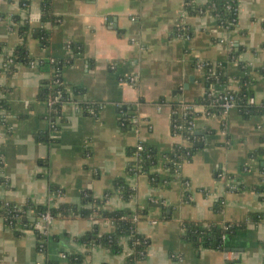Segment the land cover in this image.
I'll use <instances>...</instances> for the list:
<instances>
[{
    "label": "crops",
    "instance_id": "1",
    "mask_svg": "<svg viewBox=\"0 0 264 264\" xmlns=\"http://www.w3.org/2000/svg\"><path fill=\"white\" fill-rule=\"evenodd\" d=\"M40 4L0 0V97L12 123L11 131L0 123V201L44 205L54 184L63 190L60 202L78 205L84 191L102 197L125 178L136 191L134 200L128 204L113 194L106 205L150 207L137 225L150 239L147 255L134 264H264V156L255 155L264 148V115L245 120L232 109L219 117L199 105L194 143L172 133L174 103H196L206 92L197 61L223 63L232 77L242 74L245 63L255 102L264 101V0H240L233 30L211 15H183L185 0H52L58 20L47 25L46 46L32 35L25 41L13 22L21 15L39 25ZM181 25L191 38L175 35ZM23 43L35 64L18 63L7 77L5 55ZM52 58L65 62L61 76L70 89H85L81 99L103 104L90 115L77 101L65 103L54 132L48 105L37 99L42 80L53 74L44 66ZM237 86L234 80L228 88ZM120 105L133 107L130 129L118 123ZM39 133L54 140L40 141ZM140 142L160 155L156 184L148 174L127 173L128 150ZM176 144L194 145L195 151L172 176L164 156ZM219 200L223 208L216 211ZM28 218L34 219L32 212ZM186 220L245 223L246 229L228 237L225 248L197 251L183 237ZM94 223L81 215L56 217L41 251L33 229H13L0 218V264H67V255L85 253L79 238ZM121 244L119 253L93 246L83 264H127L132 249L126 237Z\"/></svg>",
    "mask_w": 264,
    "mask_h": 264
},
{
    "label": "trees",
    "instance_id": "2",
    "mask_svg": "<svg viewBox=\"0 0 264 264\" xmlns=\"http://www.w3.org/2000/svg\"><path fill=\"white\" fill-rule=\"evenodd\" d=\"M240 0H207L203 4H198L196 0H185V11L191 15H211L216 19L218 24L228 30L235 29L238 21ZM40 11V23L37 26H32L29 16L16 15L13 22L17 26V30L22 38L27 39L29 35L39 39L41 43L46 46L49 43V35L47 32L48 24H55L57 18L52 10V0H41ZM175 35L185 36L187 38L192 37V32L187 30L185 25H181L176 31ZM35 62L29 56L26 44L18 46L10 55H5V63L7 77L15 71L18 63L33 64ZM43 63V62H42ZM203 64L204 68V83L206 86V92L203 96L199 97L196 101L198 104L206 105L205 114L217 115L222 117V109L219 106L220 94L233 93L238 103L237 110L240 115L249 120L254 116L264 115V101L262 103H250V98L254 97L251 88V80L248 77V71L246 64L241 63L240 67L242 74L239 77H232L223 63H210L197 61L196 65ZM51 66L54 70H58V74H51L50 77L42 80L37 99L45 102L48 105V112L46 118L50 122V131L54 132L58 130L59 126L57 120L61 117L62 106L68 102L77 101L80 109L90 115H97L102 107L100 102H92L80 97L84 96L85 89L83 87L74 86L71 89L63 81L61 76V69L65 65L64 61H59L55 58L44 63V66ZM43 66V65H42ZM50 69V67H49ZM264 66L262 67L263 72ZM264 73V72H263ZM234 80L238 82L236 89L228 88ZM220 91L214 95H210L211 91ZM218 91V92H219ZM57 99V100H56ZM217 101V102H216ZM9 106L5 100L0 97V113H7ZM133 107L131 105H120L118 107V123L124 130L130 129L133 126L131 111ZM177 112V113H176ZM197 113L190 111L183 119L178 114L177 103L173 105V117L176 118L181 124H185L186 128L181 134L184 135L186 140H190L194 143L197 133L196 129H188L187 122L190 120L194 122ZM9 131H11L12 123L5 121ZM37 139L40 141H51L48 133H39ZM53 138V137H52ZM54 140V138H53ZM143 150L137 152L136 147L128 150L130 161L127 167V173L129 175L148 174L150 181L156 184L159 182L160 177L153 169L158 165L159 154L156 149L142 142ZM195 147L184 146L182 144H176L171 151L165 154V167H167L172 176H178L180 171L179 165H182L185 161L191 159ZM261 154L264 156V148L261 147L255 155ZM264 170V169H263ZM4 183V179L0 178V183ZM260 190H264V184L260 187ZM63 190L52 184L50 186V195ZM185 196L189 199L188 191H185ZM121 199L125 203H130L136 196L135 189L126 182L125 178H117L114 181L113 187L107 190L102 197H97L89 191H84L81 197L80 204L64 203L51 199L47 204L36 205L32 201H27L23 205H17L14 202L0 201V218H3L6 224L16 229L20 224L21 226H27L33 229L38 236V248L41 251H45L46 245V232L45 228L37 226V221L41 215L50 212L54 218L56 217H70L74 215H81L84 218H90L95 221L92 229L84 233L79 241L86 246L85 253L69 254L67 255V264H83L87 255L90 253V249L95 245H103L109 248L114 253L122 251L121 241L124 237L128 239L129 246L132 249V253L128 256L127 264H134L136 260L144 258L147 255L150 239L147 235L138 231V222L147 217L150 213V207H135L129 206L124 208H110L106 205L108 199L113 195ZM223 208L222 200L214 205V210L220 211ZM32 212L34 219L29 220V213ZM135 217L138 218L135 221ZM252 220L258 222L260 216L258 214L252 215ZM182 227L184 229V239L192 244L197 251L202 249H222L225 248L224 235L228 237L244 231L246 229L245 223H230L218 224L212 221L203 222L197 220H186L183 222ZM264 247V242L261 243Z\"/></svg>",
    "mask_w": 264,
    "mask_h": 264
},
{
    "label": "built area",
    "instance_id": "3",
    "mask_svg": "<svg viewBox=\"0 0 264 264\" xmlns=\"http://www.w3.org/2000/svg\"><path fill=\"white\" fill-rule=\"evenodd\" d=\"M185 13H186V11L184 10L183 11V15ZM10 54H8V55H10ZM33 64H35V62ZM6 66H7V64L5 63V65H4V69L5 70H6ZM197 67L200 68V69H202L204 71L203 64H198ZM53 72L55 74H58L59 71L56 70V69H54ZM263 72H264V69H263ZM218 91L213 90V91L210 92V95H214V94H217V93H221L220 91L219 92ZM223 94L224 93L220 94V96H219V98L221 100L220 103H219V106L221 107V109H222V115L224 116L229 111H231L232 109H237L238 108V103H237V101H236L235 96L233 95V93H227L224 96H223ZM250 103L251 104L256 103L254 97L250 98ZM199 105H202L203 107H205V110H206V108H207L206 105L198 104V103H188V102L180 101L179 103H177L178 114L183 119H186V117H187V115H188V113L190 111H192L194 113H197L196 110H197V107ZM7 118H8V113H0V123L1 124H3L5 121H7ZM187 125H188L187 126L188 129H194V122L193 121L190 120L189 122H187ZM185 128H186V125L185 124H181L180 122H178L176 120V118H172V133L175 136H181V137H183L185 139L184 135L181 134L182 131L185 130ZM136 149H137V152L143 150L142 142L138 143V145L136 146ZM179 168H181V165H179ZM61 197H62V193L61 192H57V193H55L52 196V199L59 201V199ZM54 220H55L54 216L50 212H47V213H45V214H43V215L40 216V218L37 221V226L38 227H41V228H45V232L47 234L48 233V230L50 229V226H52ZM137 220H138V218L135 217V221H137ZM227 238H228V235H224L223 236V240L224 241H226Z\"/></svg>",
    "mask_w": 264,
    "mask_h": 264
},
{
    "label": "water",
    "instance_id": "4",
    "mask_svg": "<svg viewBox=\"0 0 264 264\" xmlns=\"http://www.w3.org/2000/svg\"><path fill=\"white\" fill-rule=\"evenodd\" d=\"M185 88H188V84H185ZM156 205L162 206L163 204L162 203H158Z\"/></svg>",
    "mask_w": 264,
    "mask_h": 264
}]
</instances>
